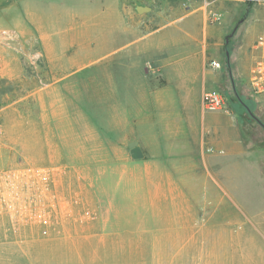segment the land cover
Wrapping results in <instances>:
<instances>
[{
  "label": "crops",
  "instance_id": "obj_1",
  "mask_svg": "<svg viewBox=\"0 0 264 264\" xmlns=\"http://www.w3.org/2000/svg\"><path fill=\"white\" fill-rule=\"evenodd\" d=\"M35 1L0 0V6L6 5L0 39L5 38L7 46L17 40L20 47L38 48L52 65L58 63L56 42L43 28ZM244 1L88 0L96 5L99 45L104 47L101 92L128 96L121 107L128 113V125L142 123L145 128L129 142H137L142 153L136 161L146 196L115 202L113 218L167 240L203 241L237 234L251 247L233 245L237 249L233 247L226 261L264 264V93H253L249 86L253 55L259 53L249 37L257 11L237 19ZM206 2L221 16L214 25L207 23ZM138 7L150 11L138 13ZM125 32L133 37L120 43ZM128 49L129 56L106 64ZM249 55L244 79L243 64ZM210 61L221 67L211 68ZM109 80L125 84L115 81L112 89L106 86ZM207 92L219 93L224 109L203 111ZM139 137L144 138L145 149L139 146ZM219 188L229 198H220ZM250 224L260 240L244 231ZM19 248L12 242L0 243L3 254L24 256ZM163 249L161 254L166 250L186 254L171 245Z\"/></svg>",
  "mask_w": 264,
  "mask_h": 264
},
{
  "label": "rangeland",
  "instance_id": "obj_2",
  "mask_svg": "<svg viewBox=\"0 0 264 264\" xmlns=\"http://www.w3.org/2000/svg\"><path fill=\"white\" fill-rule=\"evenodd\" d=\"M246 1L237 19L257 11L249 34L255 52L264 33V0H251V6ZM91 3L35 1L43 28L56 42L58 63L49 65L38 48L20 47L17 40L7 46L0 39V243L12 242L26 253L0 250V264H231L226 256L237 249L233 245L251 247L240 235L167 240L113 218L115 202L146 196L140 166L128 148L145 128L128 125V113L121 110L128 96L101 92L104 47ZM132 37L125 32L120 43ZM61 41L67 45L59 47ZM121 55L129 56L130 49L106 64ZM115 81L106 86L114 89ZM142 139L139 146L145 149ZM217 191L220 198H229ZM244 231L262 238L252 225ZM170 245L186 254H161Z\"/></svg>",
  "mask_w": 264,
  "mask_h": 264
},
{
  "label": "built area",
  "instance_id": "obj_3",
  "mask_svg": "<svg viewBox=\"0 0 264 264\" xmlns=\"http://www.w3.org/2000/svg\"><path fill=\"white\" fill-rule=\"evenodd\" d=\"M208 5L210 3L206 2L205 8ZM206 19L208 25H214L221 20V16L207 8ZM258 50L259 53L254 57L249 69V86L253 93L261 94L264 93V33L259 38ZM209 65L214 69L221 67L217 61H210ZM201 109L209 112L224 109L222 96L217 92L205 93L202 97Z\"/></svg>",
  "mask_w": 264,
  "mask_h": 264
},
{
  "label": "water",
  "instance_id": "obj_4",
  "mask_svg": "<svg viewBox=\"0 0 264 264\" xmlns=\"http://www.w3.org/2000/svg\"><path fill=\"white\" fill-rule=\"evenodd\" d=\"M137 11L139 13L141 12H147V11H150V8L148 7H138L137 8ZM128 148L130 150V153H131V156L133 159H139L142 157V153L138 147V144L136 142H131L128 144Z\"/></svg>",
  "mask_w": 264,
  "mask_h": 264
},
{
  "label": "trees",
  "instance_id": "obj_5",
  "mask_svg": "<svg viewBox=\"0 0 264 264\" xmlns=\"http://www.w3.org/2000/svg\"><path fill=\"white\" fill-rule=\"evenodd\" d=\"M246 4H247L248 6H251V5H252V1H251V0H247V1H246ZM245 12H247V9H246Z\"/></svg>",
  "mask_w": 264,
  "mask_h": 264
},
{
  "label": "flooded vegetation",
  "instance_id": "obj_6",
  "mask_svg": "<svg viewBox=\"0 0 264 264\" xmlns=\"http://www.w3.org/2000/svg\"><path fill=\"white\" fill-rule=\"evenodd\" d=\"M226 40H227V38H226Z\"/></svg>",
  "mask_w": 264,
  "mask_h": 264
}]
</instances>
